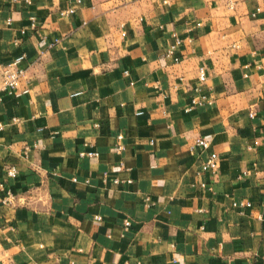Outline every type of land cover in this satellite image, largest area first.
Listing matches in <instances>:
<instances>
[{
  "label": "crops",
  "instance_id": "1",
  "mask_svg": "<svg viewBox=\"0 0 264 264\" xmlns=\"http://www.w3.org/2000/svg\"><path fill=\"white\" fill-rule=\"evenodd\" d=\"M75 4L0 0V76L20 55L25 69L0 102L17 197L0 190V264H264V0H81L59 16ZM197 87L212 103L186 110Z\"/></svg>",
  "mask_w": 264,
  "mask_h": 264
},
{
  "label": "built area",
  "instance_id": "2",
  "mask_svg": "<svg viewBox=\"0 0 264 264\" xmlns=\"http://www.w3.org/2000/svg\"><path fill=\"white\" fill-rule=\"evenodd\" d=\"M23 1L27 4L31 2V0H23ZM79 3H81V0H76V4H79ZM226 3L230 7L233 6V0H226ZM76 4L70 5L66 8L59 10L58 12L59 16L73 14L76 10ZM259 12H262L264 14V8L261 7L260 5H257L255 6L254 10L250 14L251 16H254ZM9 20L10 19H8V21ZM196 25H200V22H196ZM30 27L33 29L36 28V21L33 17L30 18ZM122 34L124 35L125 33L122 32ZM171 37H172V42L169 43V45L165 48V55L172 57L174 61H178L180 57L176 55V52L179 50V47L181 46L183 39L175 31H171ZM57 41L58 40L55 39L54 43ZM51 44H53V42ZM22 58H23V55H20L16 57L15 59H13L12 61L2 66L1 76H0V102L2 101V97L4 93L14 94V95L18 93L20 81L25 73V69L19 66V62L21 61ZM197 80L199 82V86L205 82L206 70L204 66L197 67ZM195 89L198 91V93L190 99V103L186 107V110H190L193 106L212 103V98L210 95L201 93V90L199 87ZM21 91L26 92L27 89L23 88ZM249 115L253 116V112H250ZM3 127H4V124L0 122V130L3 129ZM122 138H123L122 133H118L115 137L116 141L113 145V148L116 151H120L123 149V144L121 142ZM194 143L195 145L203 149H206L209 146V141L205 137H202V136L195 138ZM78 155L80 157H95L97 155V152L92 149L91 150L82 149L78 152ZM218 161H219L218 154L216 152H210L207 158L205 159V161L201 164L200 170L214 172L218 167ZM5 173L7 177L13 178L16 176L17 170L14 166H9L8 168H6ZM118 181L119 180H117L116 178L113 179L114 183H117ZM127 182H130V179H128ZM0 190H3L4 192V195L1 197L2 204H5V205L12 204L16 201L17 197L15 193L11 191L10 188H6L3 182H0ZM232 205L233 206H249L250 202H248L247 200L233 201ZM94 218L101 219L99 215H95ZM129 224L130 222L128 219L123 220L124 229H126L129 226ZM263 256H264V253H263ZM224 264H231V262L229 260H226ZM247 264H253V263L249 261Z\"/></svg>",
  "mask_w": 264,
  "mask_h": 264
}]
</instances>
